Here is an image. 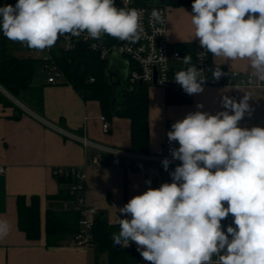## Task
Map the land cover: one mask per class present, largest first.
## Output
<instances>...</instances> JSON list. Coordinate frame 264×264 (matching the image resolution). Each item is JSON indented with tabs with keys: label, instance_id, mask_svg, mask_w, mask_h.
Returning <instances> with one entry per match:
<instances>
[{
	"label": "clouds",
	"instance_id": "clouds-1",
	"mask_svg": "<svg viewBox=\"0 0 264 264\" xmlns=\"http://www.w3.org/2000/svg\"><path fill=\"white\" fill-rule=\"evenodd\" d=\"M191 23L201 49L225 60L250 61L252 78L264 83V0H193ZM143 10L117 7L115 0H17L0 6V32L35 50L53 47L71 34L104 35L134 43L144 35ZM153 24L165 23L152 9ZM189 65L174 80L188 95L203 92L207 77ZM225 75L219 67L213 80ZM245 94L239 102L225 95L223 111L188 113L171 125V183L148 187L118 211L117 245H137L149 264H264V127L244 128L250 111ZM203 105H197L202 108ZM165 171L170 161H162ZM151 184V181H146ZM227 205V206H225ZM232 216L226 230L222 221ZM10 230L0 220V239Z\"/></svg>",
	"mask_w": 264,
	"mask_h": 264
},
{
	"label": "crops",
	"instance_id": "crops-1",
	"mask_svg": "<svg viewBox=\"0 0 264 264\" xmlns=\"http://www.w3.org/2000/svg\"><path fill=\"white\" fill-rule=\"evenodd\" d=\"M16 2L0 0V6ZM191 13L192 5L167 7V37L171 46L179 43L199 45V40L194 38V26L189 15ZM29 49L20 46L12 52L28 57L30 55H24L26 53L22 54L21 51ZM211 58L214 65L240 73L239 78L234 79L233 85L204 88L203 92L192 95L190 104L182 105L168 103L166 92L162 88L155 85L149 87V153L158 151L171 130L167 125L170 122L169 116L175 114L183 119L188 113L195 111L216 114L225 110L221 104L225 95L237 102L245 94L250 95V111L245 113L239 126L249 129L264 127V87H247L241 84L242 74L252 72L250 61L225 60L212 55ZM1 61L0 32V63ZM111 63L125 64L120 58H113ZM35 85L40 87L35 88L39 93L37 99L41 96L39 106L12 96L0 85V96L8 97L21 109L20 111L0 102V165L5 169L0 173V220L7 221L10 226L8 235L0 239V264H90V255L94 259L96 257L94 249L76 246V235L66 237L59 247L46 245V211L66 210L72 206L66 201L47 199V196L54 195L59 190L54 169L73 167L84 172L86 202L96 208L97 215L104 216L110 225H118V218H131L119 213L118 209L133 196L145 191L144 174L140 170L116 165H88L82 145L66 138L56 128L75 134H81L85 129L92 141L108 147L126 149L130 144V121L115 117L110 122V132L105 133L98 101H85L69 84H50L47 76L45 81ZM197 105L203 107L197 108ZM34 195L40 197L42 235L39 240L31 241L18 227L17 197L26 196L29 200ZM141 262L149 264L142 257Z\"/></svg>",
	"mask_w": 264,
	"mask_h": 264
},
{
	"label": "trees",
	"instance_id": "trees-1",
	"mask_svg": "<svg viewBox=\"0 0 264 264\" xmlns=\"http://www.w3.org/2000/svg\"><path fill=\"white\" fill-rule=\"evenodd\" d=\"M139 5L181 7L192 5L193 0H135ZM116 4V3H115ZM117 7H122L116 4ZM2 61L0 63V85L12 96L22 99L27 103L39 106V95L34 83L36 73L43 70L44 62L39 57L19 56L12 51L25 46L19 42L7 39L1 32ZM107 44L110 47L122 44V41L107 35ZM194 43H179L177 48L185 56L190 55L191 60L197 47ZM27 47V46H25ZM125 64L113 65L107 60L101 61L86 46L79 45L76 49L64 52L57 57L71 86L83 97L85 101H98L102 115L111 122L115 117L130 121V144L126 150L137 153H149L150 150V98L149 85L132 83L127 74L126 59H121ZM219 67L225 74L219 80L221 84L227 82L228 70L225 67L212 63L211 72ZM109 75H113L112 80ZM95 81L90 82L89 78ZM212 76V73H211ZM218 82V80H215ZM167 102L170 104H190L192 95L185 92L177 94L166 93ZM0 102L13 106L21 111L8 97L1 95ZM102 165H114V159L109 155L102 156ZM75 169V168H74ZM79 171V169H75ZM81 171V170H80ZM59 185V190L54 195L47 196L49 200L66 201L72 206L66 210L48 209L45 216L44 231L47 247H59L66 237L76 235L80 227V214L73 208L78 193L72 188L79 183L77 176L71 170L67 173L54 174ZM18 227L24 232L27 239L39 240L42 235L40 197H17ZM93 243L96 257L101 253L108 255V264H143L141 255L130 242L129 246L117 245L113 240V233L119 232L118 225H110L101 214L97 215L93 225Z\"/></svg>",
	"mask_w": 264,
	"mask_h": 264
},
{
	"label": "built area",
	"instance_id": "built-area-1",
	"mask_svg": "<svg viewBox=\"0 0 264 264\" xmlns=\"http://www.w3.org/2000/svg\"><path fill=\"white\" fill-rule=\"evenodd\" d=\"M12 4L13 3H4ZM120 5L122 7L137 8L143 10V37L134 43L122 41V44L110 47L107 44V35L100 39L86 38V33L80 36H73L71 34L60 36L56 44L45 49L46 55L41 58L44 62L43 71L47 74V82L50 84L65 83L70 84L66 78L63 70L58 64L57 57L64 53L76 49L79 45L86 46L95 56L101 61H109L111 63L113 58H125L127 65V74L132 83H145L149 86H158L166 93L177 94L184 92L182 87L175 82V74L189 65L183 63V55L177 46H171L167 37V6L155 5H139L135 0H123ZM152 9H157L164 17L165 23L153 24L151 21ZM29 48V47H28ZM33 54L37 51L29 49ZM40 51V50H38ZM40 58V57H39ZM192 64L197 68L204 70V75L207 77L203 88H210L220 85H233L234 79L239 78L240 73L237 71H228L226 78L227 82L221 84L219 80L216 82L211 76L212 58L211 54L197 47ZM252 72H247L241 76V84L247 87H264V83L255 81ZM156 82L154 83V81ZM90 82H94L95 78L90 77ZM102 121V129L105 133L110 132L111 123L105 118L100 117ZM169 128L172 123L167 122ZM58 132L66 138L74 140L82 145L86 154V163L88 165H102V156L109 155L114 159V165L121 166L126 169L140 170L144 174L145 191L148 187L158 188L163 183H171L172 177L170 172L174 171L175 167L181 163L179 160L173 159L171 149L179 148L178 142L169 143L168 137L164 138L158 151L156 153H137L126 149L108 147L98 142L92 141L87 136L85 129L81 134L67 132L63 129L56 128ZM168 159L170 161L168 170L165 171L162 161ZM77 169V168H75ZM73 167H59L54 169V174H61L71 170L77 176L79 183L72 189L78 193L77 200L73 204V208L80 214V231L75 236V245L81 248H90L93 243V225L95 217L98 212L97 209L89 206L86 202L85 196V174L82 171H75ZM5 169L0 165V173ZM150 180L151 184H146ZM227 206V205H225ZM232 216L229 215L222 221V226L226 230L227 226L232 225Z\"/></svg>",
	"mask_w": 264,
	"mask_h": 264
},
{
	"label": "rangeland",
	"instance_id": "rangeland-1",
	"mask_svg": "<svg viewBox=\"0 0 264 264\" xmlns=\"http://www.w3.org/2000/svg\"><path fill=\"white\" fill-rule=\"evenodd\" d=\"M6 1H10V0H6ZM14 1H17V0H14ZM123 0H115V3L116 4H120L121 2H122ZM25 47V46H24ZM22 52V54H24V53H26V54H24V55H30V56H33V57H40V58H42V57H44L45 55H46V53H45V51H36L34 54L32 53V52H30L29 50L27 51H21ZM118 64H120V63H118ZM122 64V63H121ZM41 70V69H40ZM38 71L37 73H36V75H35V77H34V82L35 83H38V84H40V83H42L43 81H45V79H46V73L45 72H43L42 70V72L41 71ZM0 89H1V87H0ZM3 90V89H2ZM169 120H170V122H172V124L173 123H175L176 121H178V120H181L182 119V117L181 116H175V114H173V115H171V116H169V118H168ZM166 121V120H165ZM164 127H165V123H164ZM90 264H108V255L106 254V253H101L100 255H99V257H95V259H94V257H93V255L91 254L90 255Z\"/></svg>",
	"mask_w": 264,
	"mask_h": 264
},
{
	"label": "water",
	"instance_id": "water-1",
	"mask_svg": "<svg viewBox=\"0 0 264 264\" xmlns=\"http://www.w3.org/2000/svg\"><path fill=\"white\" fill-rule=\"evenodd\" d=\"M109 78L112 80L113 75H109ZM156 82V80L154 81V83ZM139 84H142V82H139Z\"/></svg>",
	"mask_w": 264,
	"mask_h": 264
}]
</instances>
